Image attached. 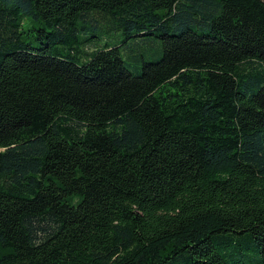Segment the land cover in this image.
<instances>
[{
    "label": "trees",
    "instance_id": "trees-1",
    "mask_svg": "<svg viewBox=\"0 0 264 264\" xmlns=\"http://www.w3.org/2000/svg\"><path fill=\"white\" fill-rule=\"evenodd\" d=\"M0 264H264V0H0Z\"/></svg>",
    "mask_w": 264,
    "mask_h": 264
},
{
    "label": "rangeland",
    "instance_id": "rangeland-1",
    "mask_svg": "<svg viewBox=\"0 0 264 264\" xmlns=\"http://www.w3.org/2000/svg\"><path fill=\"white\" fill-rule=\"evenodd\" d=\"M23 25H24L25 29H28V28H30L32 26V23H31V21H30V19L28 17H25L23 19ZM92 33L94 35H97L100 38L99 39L100 43L104 42L106 40V36H108V32L105 33V31L99 30V29L93 30ZM110 34L112 36V42H111L112 44H118L119 45V43H121V41L123 40V36H121V35L119 36V35H117V33L111 32ZM139 39H143V42H147V40H146L147 37H143V38H139ZM32 42H33V44L35 46H37L38 41H34L33 40ZM130 42H131V39L125 40V43H127V44H129ZM143 56L145 57L146 60H153V59H155L157 57V53L156 52H151V50L150 51H144V55ZM137 64H138L137 61H135L133 59H130V60L128 59V60L125 61L126 67L129 70H132V71H134L133 69L135 67H137Z\"/></svg>",
    "mask_w": 264,
    "mask_h": 264
}]
</instances>
